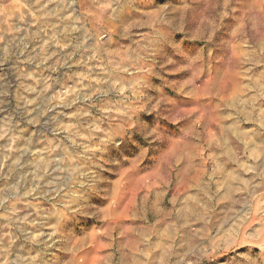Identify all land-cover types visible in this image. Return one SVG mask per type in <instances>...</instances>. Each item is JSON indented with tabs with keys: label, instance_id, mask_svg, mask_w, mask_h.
Instances as JSON below:
<instances>
[{
	"label": "rangeland",
	"instance_id": "374dc122",
	"mask_svg": "<svg viewBox=\"0 0 264 264\" xmlns=\"http://www.w3.org/2000/svg\"><path fill=\"white\" fill-rule=\"evenodd\" d=\"M121 235L264 264V0H0V264Z\"/></svg>",
	"mask_w": 264,
	"mask_h": 264
},
{
	"label": "crops",
	"instance_id": "0c3cea01",
	"mask_svg": "<svg viewBox=\"0 0 264 264\" xmlns=\"http://www.w3.org/2000/svg\"><path fill=\"white\" fill-rule=\"evenodd\" d=\"M193 171V168L190 166L187 167L186 165H183L179 169V180L177 182H181L183 186H189V185H196L198 179L197 175L190 176L191 172ZM186 176V177H185ZM155 183V181L151 184V186ZM125 208H123L124 210ZM132 224L130 223L129 231L130 233L133 232ZM132 235V234H131ZM135 238L133 236H126L121 235L120 239V248H119V254L117 258V262L115 264H138L139 257L137 254H135ZM127 248V249H126ZM85 256H83V259L85 257V260L77 264H114L111 260L113 257L112 254H109L104 251H98L96 253H89L84 252ZM97 255V256H96ZM96 260V261H95Z\"/></svg>",
	"mask_w": 264,
	"mask_h": 264
},
{
	"label": "bare ground",
	"instance_id": "6f19581e",
	"mask_svg": "<svg viewBox=\"0 0 264 264\" xmlns=\"http://www.w3.org/2000/svg\"><path fill=\"white\" fill-rule=\"evenodd\" d=\"M185 177H186V176H185ZM194 212H195V211H194ZM186 215H187V214H186ZM191 215L193 216V214H190V216H191ZM185 217H186V216H185ZM125 237H126V236H125Z\"/></svg>",
	"mask_w": 264,
	"mask_h": 264
}]
</instances>
